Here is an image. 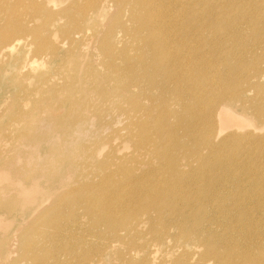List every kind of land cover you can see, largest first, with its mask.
<instances>
[{
    "label": "bare ground",
    "instance_id": "bare-ground-1",
    "mask_svg": "<svg viewBox=\"0 0 264 264\" xmlns=\"http://www.w3.org/2000/svg\"><path fill=\"white\" fill-rule=\"evenodd\" d=\"M110 1L117 7H128L132 12L129 26L118 25L116 29L122 31L119 39L124 42L122 48L116 49L107 43L108 35L111 37L116 31L115 22L111 25L114 29L97 39L95 34L86 36L85 17L106 4V0H82V5L71 0L57 11L32 0L33 7L28 13L17 14L13 10L7 13L4 25L0 26V54L12 51L17 42L14 39L20 36L33 39L35 53L45 50L56 57L60 55L59 43L67 44L69 48L77 44L80 50L90 37L96 41L100 54L105 55L107 64L102 63L105 59L100 60L102 68L97 70L93 66L96 57L89 60L87 64H91L82 76L86 87L94 92L99 104L107 106V110L120 111L126 119V128H129L128 123L132 126L128 136L133 141V150H145L152 136L156 140L153 148L158 155L152 153L148 168L144 170L140 169L146 164L142 155L148 153L117 164L115 160L120 161L121 157L106 155L94 165L95 169L90 163L77 164L80 170L70 182L60 179L47 185L41 183L39 173L27 178L16 176L27 170L13 166L8 153H0V179L16 176L13 179L20 180L17 187L0 184V264H104L108 253L117 255L125 264H264V231H261L264 230V171L261 169L264 155L253 156L251 160L245 150L241 152L242 140L246 139L247 133L228 134L216 141L212 129L205 124L209 115L216 117L218 130L222 132L238 127L240 122L224 106L213 109L225 93L214 88V81L208 76L210 80H207L204 75L211 62L210 55L205 52L196 55V42L186 41L184 33L186 27L195 26L201 30L212 23L215 36L207 32L205 38L210 40L214 36L216 54L227 52L234 58L236 50L247 47L249 35L256 32H251V28L257 25L264 28V0H260L258 8L256 0H205L208 13L202 18H196L191 7L186 15L183 14L190 3L180 8L178 0ZM170 2L173 13L168 10ZM37 19H41L40 26L34 24ZM53 24L58 27L50 37L43 35L42 31ZM151 28L156 31L151 36L140 33V30ZM171 30L178 34L176 38H171ZM79 35L81 37L76 38ZM52 36L59 37L58 43L50 39ZM153 44H159L161 48L151 49ZM186 46L195 48L190 53L184 51ZM130 50L143 59L158 57L169 65L170 70L178 66L172 86L175 90L169 93V100L178 105L177 111L169 112L161 107L147 120L148 112L143 111L139 101L133 97L129 99L134 95L130 93L131 78L125 76L117 60L127 61ZM71 55H75L74 51ZM22 65L31 66L28 62ZM151 73L148 68L141 67L134 75L136 84L133 85L140 87L139 95L145 90L141 86L143 79L151 77ZM233 75L236 76V71H232L230 77L227 75L225 81ZM146 85L152 100L168 102L167 91L163 88L169 89L171 84H162V88L153 83ZM110 86L109 93L106 87ZM65 90L68 93L67 87ZM67 93L65 99L55 95L58 102L42 107L53 113V128L58 130L64 124L65 128L78 124L81 118L75 110L79 107L89 106L95 109V115L104 114L89 102L81 104L76 99L70 102ZM203 103L211 106L208 111L203 109ZM169 116L189 134L203 124L192 134V139L207 144L205 147L213 166L221 167L220 172L214 170L207 176L202 147H196L188 156L184 151L186 157L182 159L188 170L175 167V163L181 162L177 156L182 151L178 150L181 145L178 140L170 146L176 156L174 160L167 152L168 148L165 149L168 139L175 135L165 128L164 122H168ZM23 119V114H18L15 121L19 125L10 132L15 140L22 139L27 133L28 125ZM120 136L114 129L98 141L111 142ZM257 141L264 145V136ZM88 145H83L82 149L91 158L93 150ZM236 152L239 155L236 156ZM158 156L164 160L163 164ZM194 160L199 163L192 168ZM255 161L260 164L255 166ZM238 166H245L247 170L236 174ZM90 171L98 179L90 177ZM67 196L71 197L67 199ZM79 206H84L88 220L92 221L87 228L92 233L84 232L83 227L88 221H83L84 213H78ZM101 221H106L107 227L97 230ZM45 227L52 231L46 232ZM89 237H98V242ZM122 248L126 249L127 255L134 256L138 252L142 255L132 262L124 257Z\"/></svg>",
    "mask_w": 264,
    "mask_h": 264
},
{
    "label": "rangeland",
    "instance_id": "rangeland-1",
    "mask_svg": "<svg viewBox=\"0 0 264 264\" xmlns=\"http://www.w3.org/2000/svg\"><path fill=\"white\" fill-rule=\"evenodd\" d=\"M34 1L43 3L51 11H57L60 7L68 5V3L71 2V0ZM256 1H258L256 3V8H258L261 5V1ZM30 2H32V0H0V26L4 25L7 13L10 10H13L17 14L28 13L33 7V3ZM178 2H180V8H185L190 3L189 8L183 11L185 15L190 7L194 11L196 18H202L208 13L205 0H178ZM76 3L82 5V0H77ZM168 10L170 13L174 12L171 2L168 4ZM131 16L132 12H129L128 7L120 8L114 5L112 1L106 0V4H102L94 10V13L92 11L85 17L83 24L87 28L86 36L91 37L92 34H95L97 39L99 35L106 31L109 32L114 28V30L118 29V25L129 26ZM251 19L257 21L256 18ZM40 22L41 19H37L34 24L40 26ZM114 22L116 24L114 28H111ZM186 23L187 21H184V24ZM57 27L58 26L53 24L49 29H44L42 34L50 37V34L54 32ZM185 29L186 41L190 42L192 40L197 44L198 50L194 51L196 55L204 52L210 55L211 62H209L205 71V77L207 78L208 76L211 80L208 78L207 80L214 81V88H217V90L221 92L224 91L225 93L224 98L219 99L216 104L213 105V109L215 108L216 110L224 106V108H227L226 110L229 114L234 115L240 122L238 127L227 128L223 132L222 130H218L217 119L214 115H209L207 117V123L205 124L208 125L210 130L212 129V134H215L216 141L228 134L247 133L248 136L246 139L242 140L241 152L245 150L247 152V158L251 160H253V156H258L259 154L264 155V145L262 141H257L261 136H264V74H261L262 70H264V28L258 25L253 26L251 32H256L249 35V42L246 44L247 47L241 46L239 50H236V56L234 58L227 52H220L218 54L214 52L213 37L216 31L212 23L201 30L195 26L190 28L186 27ZM155 32L153 28L140 30V33L147 36H151ZM171 32L172 39L178 36L175 31L171 30ZM207 32L214 35L210 40L205 38ZM109 35V41L106 40L109 46L115 47L116 49L122 48L124 42L119 41V39L122 38V31L116 30L111 37ZM79 37H81V35L76 38ZM90 37H88L87 41H84L86 44L84 48L80 50L77 44H72L69 48V45L59 43L60 55L56 57L50 55L45 50L40 53H35L33 39L30 36H20L14 39V41L17 40V42L12 51H6L0 54V153L5 155L8 153L7 156L11 157L13 160V166L21 170H27L24 174L16 176L27 178L32 174L39 173L42 176L41 183L50 185L51 183H56L60 179H65L70 182L76 177L80 170V167L76 166L77 164L90 163L95 169L94 165L99 163L98 161L104 160L106 155H111L113 158L121 157L120 161L115 160V164H117L120 162H128L131 157L148 153L142 155V159L146 164L140 166L141 170L148 168V162H150L148 160H151L154 153L158 155L157 151L153 148L156 140L152 136H150L148 140L149 144L146 145V151L133 150V141H131V138L128 136V131L133 129L132 126L127 121L129 128H126V119L120 115V111L115 108H113V111L107 110V106L99 104L98 98L95 96L94 92L92 93V91L86 87V83H84L82 76L91 64H87L89 60L92 61V59L96 57L93 66L97 70L102 68L100 60L105 59L102 63L103 65L107 64V59L104 57L105 55L100 54L97 43H95L96 41L94 42ZM50 39L55 43H58L60 40L58 36H52ZM26 43L29 45V49ZM160 48L159 44H153L151 47V49L158 50ZM194 48V46H186L184 51H189L191 53ZM72 51H74L75 55H71ZM73 57H75L74 60H72ZM136 59H140V61H137L139 63L136 62ZM152 59H143L130 50L127 61L121 62L117 60L120 67L124 70L125 76L129 75L131 78L129 81L132 83L130 84V93H134V95L130 96L129 99L133 97V100L137 99V101H139L143 111L148 112V114L145 113L147 120L153 118L151 117L153 112H157L161 107L167 108L169 112L178 110V105L169 100V93L175 90L172 86L174 85L173 80L177 78L176 68L178 66L170 70L169 65L161 61L158 57H153ZM25 62L30 63L31 66L23 67L22 64ZM141 67L148 68L152 73L151 77L147 76L143 79L144 84L141 86H143L145 90L143 94L139 95L141 91L140 87L133 84L135 83L134 75L137 74ZM232 71H236V76L234 77L233 75L231 79L225 81L227 75L230 77ZM254 71L258 72L254 73ZM147 83H153L156 87L161 88L163 87L162 84H171L169 89L163 88L167 91L165 97L168 99V102H157L152 100L151 96L146 92V89L149 87L146 85ZM65 87H67L68 93ZM106 88L110 93L112 87ZM25 90L30 91V93H27ZM66 93L70 96V102L71 99H76L81 104L89 102L92 106H96L98 109L103 110L104 114L95 115V109L89 106L79 107V109L75 110L78 113V117L81 118L78 124L68 128H65L64 124L58 130L53 128V113L46 111L42 107L47 105V103L58 102L55 101V95H58L61 99H65ZM46 98L49 101H44ZM113 100L110 101L111 106L113 105ZM38 101H40L39 105L36 104ZM203 105V109L206 111L211 107L207 106L205 103H203ZM16 111L17 114H15ZM20 113L23 114L24 119L22 121H25L24 124L28 125V129L26 135L22 139L15 140L10 136V132L18 127L19 124L15 119ZM64 113H66V111ZM164 124L166 129L175 133L173 138L168 139L165 147V149L168 148L167 152L171 155L173 160L176 156L171 151L172 149L170 146L174 145L175 140L181 143L178 150L180 152L182 151V154L177 156L181 162L175 163L177 169L179 167L188 170L184 166L186 164L185 160L182 159L186 157L184 154L185 150L188 156L196 147H202L204 150L203 162L206 160L205 163L203 164L202 162V164L207 176L214 170L220 172L221 167L213 166L212 159H210L209 153L205 147L207 144L192 139L196 130L203 124L195 127L190 134L188 130H185L184 126L177 123L174 117L169 116L168 122H164ZM114 129L118 130L121 135L120 138H114L111 142L98 141L102 138V135H109ZM85 144H89L88 147H91L93 150L91 158H88L85 149H82V146ZM235 155H239V152H236ZM159 159L163 164L164 160L160 157ZM152 160H154V158ZM154 162H156V160ZM198 163V160H194V162H192V168L197 166ZM255 163V166H258L260 161H255ZM30 167L33 168V170H28ZM261 169L264 171V162L261 163ZM246 170L245 166H238L235 173L239 174ZM90 172V177L92 176L94 180L98 179V176L94 172ZM16 176H12V178L1 177L0 184H8L11 187H17L20 180L13 179ZM70 197L71 196H67V199ZM91 197H93V195H91ZM77 209L78 213L85 214L83 221H88V225L83 227L85 234L92 233V231L87 229L92 221L88 220L84 206H79ZM116 216L121 217L122 214H116ZM100 224L101 225L97 226V230L107 227L106 221H101ZM172 229L173 228L169 229V231H172ZM45 230L46 232L52 231V229L47 227H45ZM88 239L91 241L97 240L98 242V237H89ZM125 250L126 249L122 248V252L125 253ZM141 255V252H138L137 255L134 256L125 253L124 257L126 259L129 258L130 261L133 262L137 261ZM103 263L125 264L118 259L117 255H110L109 253Z\"/></svg>",
    "mask_w": 264,
    "mask_h": 264
}]
</instances>
